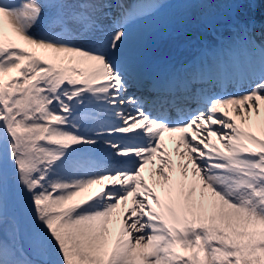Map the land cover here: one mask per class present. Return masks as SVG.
Instances as JSON below:
<instances>
[{
    "label": "snow or ice",
    "instance_id": "snow-or-ice-1",
    "mask_svg": "<svg viewBox=\"0 0 264 264\" xmlns=\"http://www.w3.org/2000/svg\"><path fill=\"white\" fill-rule=\"evenodd\" d=\"M167 7L0 0V264H264V44L234 19L129 94V28Z\"/></svg>",
    "mask_w": 264,
    "mask_h": 264
},
{
    "label": "bare ground",
    "instance_id": "bare-ground-1",
    "mask_svg": "<svg viewBox=\"0 0 264 264\" xmlns=\"http://www.w3.org/2000/svg\"><path fill=\"white\" fill-rule=\"evenodd\" d=\"M115 3V0H112ZM134 2H137L134 1ZM182 0H170L169 7L163 10L162 16L149 19V22L146 20H141L137 23H134L130 26L129 32L130 37L129 41L126 44L123 50V56L126 61V67L128 68V78L130 87L129 90L133 94L149 96V93L146 90H138L136 85L133 82V76L138 67H140L137 63H140L144 66L148 71L154 70L157 66L163 65H171L174 67H179L184 65V63H189V59H193L197 55H199L198 51H191L190 44L197 45L199 48L204 47L205 44L209 46V43L212 42V37L207 29H200L198 26L187 27V24L183 28L174 29L172 31H160L158 25H166L163 23V19L169 16H176L180 14H184L187 16L188 21H196L198 23V18L201 12L212 13L213 15L217 12H220L225 7L223 4L226 0H212L214 4H219V7H213L211 9H181L177 7ZM262 7L258 10L257 0H250L249 4L254 8L250 13L244 12L243 17L245 18L246 23H250L253 25L255 16L264 14V0L261 2ZM130 7L131 5L128 4ZM173 9V10H172ZM193 16V18H191ZM264 20H260L261 24ZM234 24V23H232ZM230 24V25H232ZM169 26V25H166ZM229 26V25H228ZM188 28V29H187ZM252 29V28H251ZM213 34L217 35L218 38L214 39V43L219 44L221 40H224L228 43L233 42L235 37H231V34L228 33V36H224L226 30L225 28L218 27V29H213ZM208 35V37L203 36ZM237 34V32L235 33ZM161 40L163 45L158 44ZM160 45L158 49H154V46ZM146 50H153V54L155 55V59L158 58V54H160L161 60H157L154 62L152 58L145 56L144 52ZM236 89H232L229 92H234ZM171 148V145H169Z\"/></svg>",
    "mask_w": 264,
    "mask_h": 264
},
{
    "label": "rangeland",
    "instance_id": "rangeland-1",
    "mask_svg": "<svg viewBox=\"0 0 264 264\" xmlns=\"http://www.w3.org/2000/svg\"><path fill=\"white\" fill-rule=\"evenodd\" d=\"M135 0H120V2L122 4H124L125 6H128L129 5H132ZM170 1V0H169ZM263 0H261L262 2ZM257 3H258V10L261 9L262 7V4L259 2V0H257ZM173 10V9H172ZM252 10H254V8L252 6H250L249 3H246L245 6H244V9L241 13H239L237 15V20L236 21H239L241 23H245V18L243 17L244 15V12H251ZM114 15H118L119 13L117 11H113ZM255 16V19H254V23H253V27L251 29V32H250V36L252 37L253 41L256 43V44H264V22H262L261 24L259 23L260 20H264V14L262 15H256L254 14L253 17ZM191 18H193V16H191ZM147 22H149V20H146ZM189 23H194L195 25H197L198 23L196 21H189ZM251 23V22H250ZM191 26L193 24H190ZM170 27V26H169ZM167 27L166 25H158V28L160 31L161 30H168V31H172L175 29V26L171 25V27L169 28ZM200 27V26H198ZM177 28V27H176ZM226 32L224 34V36H228V33L231 34V36H236L237 34L236 33V28L234 27V24L230 27H224ZM188 29V28H187ZM200 29H204L203 27H200ZM207 29V28H205ZM213 29H216V25L214 26V28H211V29H207L209 33H211V37L213 38H216L217 39V35L213 34ZM217 30V29H216ZM204 34V33H203ZM161 45L162 42H161ZM212 46H216L214 43H211L210 44V47ZM192 48V51H194V49H196V46H191ZM232 88H229L228 91H230ZM129 94H131L129 92ZM16 209L14 207V205L12 204V202L10 201L9 204H8V207H7V212L9 215H13L15 213Z\"/></svg>",
    "mask_w": 264,
    "mask_h": 264
},
{
    "label": "water",
    "instance_id": "water-1",
    "mask_svg": "<svg viewBox=\"0 0 264 264\" xmlns=\"http://www.w3.org/2000/svg\"><path fill=\"white\" fill-rule=\"evenodd\" d=\"M215 18L217 20L216 23L220 25H229L234 21V19H236V17H233L231 11L228 8L222 13L216 15Z\"/></svg>",
    "mask_w": 264,
    "mask_h": 264
}]
</instances>
